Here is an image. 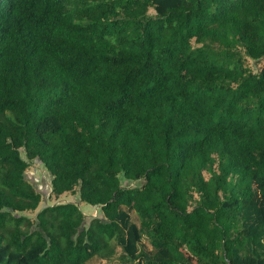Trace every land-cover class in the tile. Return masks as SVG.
<instances>
[{
    "label": "trees",
    "instance_id": "16d2710c",
    "mask_svg": "<svg viewBox=\"0 0 264 264\" xmlns=\"http://www.w3.org/2000/svg\"><path fill=\"white\" fill-rule=\"evenodd\" d=\"M262 61L264 0H0V264H264Z\"/></svg>",
    "mask_w": 264,
    "mask_h": 264
},
{
    "label": "rangeland",
    "instance_id": "374dc122",
    "mask_svg": "<svg viewBox=\"0 0 264 264\" xmlns=\"http://www.w3.org/2000/svg\"><path fill=\"white\" fill-rule=\"evenodd\" d=\"M151 13H153L152 10H151ZM263 64H264V61H262V64L260 66H262ZM246 65L248 67L252 68L254 71H258L259 65L256 66V64L253 60L247 59ZM27 178L35 186L39 185L40 190H42V192L45 194V200H47L46 204L48 203L49 205H54V204H58V203L76 202L79 204L80 209L85 214L87 224L90 222V220L92 218L102 216L101 211L98 207H93V206H91L87 203H84V202L80 203L77 196H74L71 194H66V195H63L59 198H55L54 196H51V198L48 200L47 196L49 195V186H50V182H51V176L44 169V167H42L38 164H33L28 170ZM26 214H27V216L34 219L36 214H37V211L36 212H26ZM132 219H133V221L137 222L138 221L137 215L133 213ZM4 242H5V239H0V244H3ZM93 264H122V263L118 259H114L111 262H109L108 260H97L96 259V261L93 262Z\"/></svg>",
    "mask_w": 264,
    "mask_h": 264
}]
</instances>
